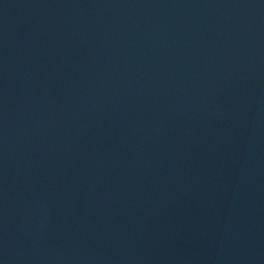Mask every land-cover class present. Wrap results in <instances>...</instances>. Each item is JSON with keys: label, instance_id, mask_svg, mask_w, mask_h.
Instances as JSON below:
<instances>
[{"label": "water", "instance_id": "obj_1", "mask_svg": "<svg viewBox=\"0 0 264 264\" xmlns=\"http://www.w3.org/2000/svg\"><path fill=\"white\" fill-rule=\"evenodd\" d=\"M0 264H264V0H0Z\"/></svg>", "mask_w": 264, "mask_h": 264}]
</instances>
